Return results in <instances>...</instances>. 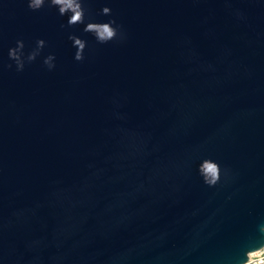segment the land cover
Instances as JSON below:
<instances>
[{
    "label": "water",
    "instance_id": "water-1",
    "mask_svg": "<svg viewBox=\"0 0 264 264\" xmlns=\"http://www.w3.org/2000/svg\"><path fill=\"white\" fill-rule=\"evenodd\" d=\"M82 6L0 0V264H240L264 245V0Z\"/></svg>",
    "mask_w": 264,
    "mask_h": 264
},
{
    "label": "clouds",
    "instance_id": "clouds-1",
    "mask_svg": "<svg viewBox=\"0 0 264 264\" xmlns=\"http://www.w3.org/2000/svg\"><path fill=\"white\" fill-rule=\"evenodd\" d=\"M45 3L49 4V6H55L61 16L66 15L67 23L69 25L81 23L84 20V7L82 6V0H27V5L32 10L40 9L45 5ZM73 4H75L80 9L75 13V15L73 14ZM101 11L103 14H109L111 12V9L109 6L105 5L102 7ZM103 22L106 25L103 33L97 35L95 32H92L93 37L98 43H108L110 41L121 39L123 37L122 26L116 22L115 18L109 17L107 21ZM74 36V34H70L69 39L72 41ZM44 43L45 41L43 39L37 40L38 46H42ZM16 45V47L9 48L8 55L12 60L15 61L17 70H22L24 64L20 57V49H22L23 47V42L17 40ZM73 46L76 49L73 58L75 60H82L86 43L80 45L79 47H77L76 43H73ZM35 55V51L29 52L27 57L28 60L34 59ZM54 60V53H49L46 57H44L43 63L49 69H52L55 66ZM198 170L204 182L209 185H214L220 178V168L217 169L216 167H212L210 173L208 169L202 168L200 166ZM240 264H264V245L256 250L246 253V259L242 260Z\"/></svg>",
    "mask_w": 264,
    "mask_h": 264
}]
</instances>
